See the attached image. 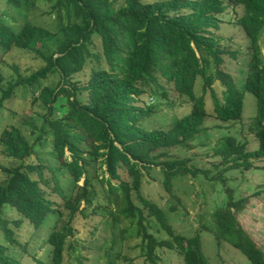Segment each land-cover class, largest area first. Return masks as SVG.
<instances>
[{"label":"trees","instance_id":"trees-1","mask_svg":"<svg viewBox=\"0 0 264 264\" xmlns=\"http://www.w3.org/2000/svg\"><path fill=\"white\" fill-rule=\"evenodd\" d=\"M40 1L52 3L50 10L60 25V40L48 56L42 50L55 38L56 32L27 22L20 29H14L0 18V52L4 55L13 48L25 50L45 64L30 76L13 82L5 83L0 73V109L18 88H28L33 93L39 91L32 103H40L45 111L44 115H37L42 120L40 128L32 126L38 131L32 143L21 129L12 126L4 127L0 133L2 155L21 163L1 169L6 178L0 183V264L29 263L26 260L32 262L29 264H44L35 258L30 260L27 254L18 260L5 254L19 242L9 221L2 219L4 208L21 217L12 222L13 228L28 224L33 231L43 228L50 216H61L63 213L59 210L64 211L65 228L59 230L56 223L47 237L51 248L47 264H64L68 249H72L66 246L67 238L72 236V223L83 214L85 206L80 209L81 205L91 204L93 199L89 195L91 163L98 165V169L105 168L104 174H107L100 180L107 204L95 209L105 212L112 226L128 222L134 230L131 237L140 239V251L144 252L146 261H153L157 249L171 252L176 249L181 264H208L198 235L192 238L176 235L163 213L141 198L139 191L144 171L153 166H159L162 171L167 191L172 178L178 175L196 177L207 173L190 170L185 166L188 160H171L168 155L169 149L184 148L205 130L201 125L209 116L204 103L207 92L213 101L214 118L222 123L241 121L245 94L254 97L255 120L261 127L255 133L257 148L248 151L235 137L227 136L214 155L225 165L224 173L263 169L256 163L264 161V53L260 45L264 0H229L233 9L239 8L233 24L246 36L251 55L242 90L221 70L225 53L214 31L218 30L220 16L226 11L223 0H6L16 8L21 5L34 8ZM120 43H126L129 51L124 74L117 77L111 71L116 69ZM89 61L93 64L90 77L85 86H80L72 77L81 73ZM154 73L172 83L175 94L192 104V112L167 131L142 129L141 123L156 110L135 106L143 94L139 84L155 82ZM48 76L59 77L55 88L41 87V80ZM197 78L202 82L200 96L194 94ZM215 83L222 89L220 99ZM48 131L54 153L49 161L57 160L60 173L66 176L64 171H67L74 185L82 181L74 196L63 192L58 179L54 178L52 184L41 179L43 159L33 148L46 138ZM154 152L159 154L153 156ZM33 156L37 165L24 163ZM122 167H125L123 180L119 175ZM113 180L121 182L114 184ZM227 194V204L214 213L216 229L212 233L218 246L226 242L250 264H264L262 251L247 239L236 220V214L244 209L247 201L235 202L230 190ZM52 195L63 202L61 208L50 200ZM133 195L139 199V205L134 203ZM147 217L154 218L161 230L150 232ZM126 229L122 235L128 232ZM207 231L210 230L207 228Z\"/></svg>","mask_w":264,"mask_h":264},{"label":"rangeland","instance_id":"rangeland-1","mask_svg":"<svg viewBox=\"0 0 264 264\" xmlns=\"http://www.w3.org/2000/svg\"><path fill=\"white\" fill-rule=\"evenodd\" d=\"M223 3L226 6V11L220 16L221 23L218 30L214 31L219 38L218 45L225 53L222 56L221 70L229 74L238 88L242 90L251 57L248 40L242 30L234 27L233 24L235 14L240 13L239 8L233 9L229 0H223ZM51 5L50 2L40 1L36 2L34 8H27L24 5L16 8L6 0H0V18L6 25L14 29H20L27 22L33 26L56 32L55 38L47 43L42 50L48 56L55 50L60 40L59 19L50 10ZM260 45L262 53H264V31L260 38ZM128 51V45L120 43L116 57V69L111 71L117 77H122L124 74L123 66L126 63ZM44 65L42 60L25 50L13 48L4 55L0 52V73L5 83L13 82L18 78H26ZM91 68H93V64L89 61L81 73L72 77V81L79 83L80 86H85L90 77ZM152 77L155 82L139 84L143 94L135 106L143 109L154 108L156 111L155 114L145 119L140 127L147 132L158 129L167 131L176 125L178 120L192 112V104L187 99L178 97L174 92L173 84L167 82L158 73H154ZM58 82V76H48L41 80L40 84L41 87L55 88ZM201 88V79L197 78L194 86L196 96L202 94ZM214 89L220 99L222 89L217 83L214 84ZM38 94V90L33 93L28 88H18L13 96L5 101L0 109V133L4 127L12 126L21 129L29 143L33 142L38 131H34L32 126L39 129L42 120L38 119L37 115L42 116L45 113L40 103H32L33 98L38 97ZM82 95L86 99L87 95L85 93ZM204 99L205 110L209 116L203 121L201 128L206 131H201L184 148L169 149L168 155L171 160H188L185 166L190 170L206 171L207 173L196 177H192L190 174L178 175L172 178L171 188L167 191L163 185L162 171L159 166H153L149 171H144L139 195L163 213L167 224L176 235L182 238H192L198 235L202 253L208 264H250L240 251L230 244L221 242L218 246L212 233L216 229L214 213L217 208L227 204V190L231 191L235 202L245 199L247 205L236 214V220L247 235V239L262 251L264 257V161L256 163L257 166L263 168L262 170H231L224 173L225 165L220 164V158L216 157L214 153L227 136L235 137L237 142L246 145L248 151L257 148L258 142L255 133L261 127L255 120V99L251 94H245L242 120L234 123H222L216 120L213 115V101L208 92ZM61 102L62 100L59 104ZM51 145V133L48 131L46 138L33 148V152L43 159V177L41 179L44 182H50V184L54 178L58 179L63 192L66 195L74 196L77 191L79 192L76 189L77 186H81L82 181L77 186L74 185L67 171H64L67 177L62 172L60 173L57 160L49 161L54 154L51 152ZM1 149L0 146V183L6 178L1 169L21 164L19 161L5 158ZM157 154L159 152L152 153L153 156ZM129 159L133 161L130 156ZM160 161L163 160L160 159ZM24 163L37 165L36 156L26 159ZM136 163L140 164L139 161ZM61 169L63 170V168ZM124 169L125 167L119 169L122 180L125 175ZM89 171L91 177L89 195L93 199L91 204L81 205L80 209L85 206V211L83 210V214L78 215L77 221L72 223V236L66 240V246L72 249H68L64 264H181V257L176 249L173 252L157 249L156 257L152 262L145 260V254L140 251L139 247L140 239L131 237L134 230L129 228L128 222L121 221L112 226L108 215L95 209L96 206L107 204L100 184L101 177H107V174H104L105 168L98 169V165L94 163H91ZM43 181L39 180L38 182ZM120 182V180H113L114 184ZM53 196H49L50 200L55 202L59 206L58 208H61L63 202ZM133 201L139 205V199L135 195H133ZM58 212L63 214L50 216L43 228L33 231L28 224L17 229L13 228L12 222L20 220L21 217L11 212L10 209L4 208L2 219L9 221L14 238L19 242L16 248L7 250L5 254L14 260L27 254L31 256L30 260L35 258V260L47 264L51 253L47 237L56 223L59 230L65 228L66 219L63 216L65 212L61 210ZM143 212L147 214V211ZM146 220L151 223L150 232L156 233L157 229L161 230L159 223L154 218L147 217ZM125 228H128L126 229L128 232L122 235L121 232ZM207 228L210 231H207ZM158 236L162 237V233H159ZM163 238L170 241L167 237ZM26 261L32 263L29 260Z\"/></svg>","mask_w":264,"mask_h":264}]
</instances>
